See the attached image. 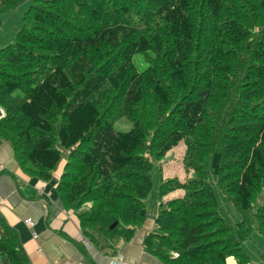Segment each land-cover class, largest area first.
Segmentation results:
<instances>
[{
	"label": "trees",
	"instance_id": "16d2710c",
	"mask_svg": "<svg viewBox=\"0 0 264 264\" xmlns=\"http://www.w3.org/2000/svg\"><path fill=\"white\" fill-rule=\"evenodd\" d=\"M26 1L0 0V28ZM27 2L0 47V137L22 171L50 181L66 153L59 197L113 255L148 217L152 161L183 141L195 177L161 184L143 251L164 264H250L242 242L264 237V0ZM122 117L133 126L115 131ZM209 174L236 224L220 216ZM0 223L6 264H30Z\"/></svg>",
	"mask_w": 264,
	"mask_h": 264
},
{
	"label": "crops",
	"instance_id": "0c3cea01",
	"mask_svg": "<svg viewBox=\"0 0 264 264\" xmlns=\"http://www.w3.org/2000/svg\"><path fill=\"white\" fill-rule=\"evenodd\" d=\"M19 20L14 22L10 31L18 30ZM12 38L1 34L0 47ZM0 111L3 115L1 107ZM65 154L53 171L52 179L43 182L22 171L11 145L0 137V219L16 231L29 263L164 264L142 248L144 237L155 230L154 218L158 208L147 217L136 235L113 255L99 252L86 241L74 211L64 207L56 189L66 162ZM168 199L164 197V201ZM5 237V228L0 223V241ZM241 246L248 253L250 264H264V237L242 242ZM5 261L0 255V264H6ZM226 264L237 262L228 257Z\"/></svg>",
	"mask_w": 264,
	"mask_h": 264
},
{
	"label": "rangeland",
	"instance_id": "374dc122",
	"mask_svg": "<svg viewBox=\"0 0 264 264\" xmlns=\"http://www.w3.org/2000/svg\"><path fill=\"white\" fill-rule=\"evenodd\" d=\"M28 1V0H27ZM21 3L15 10L9 11L2 15L1 22L2 28L1 34H8L9 37L15 35L16 31H10L11 26L15 21L18 23V18L21 17L23 11L27 9L28 2ZM22 18L19 20V27L21 26ZM4 32V33H3ZM132 61L135 67L138 70L143 69L147 62L145 61L142 54H134L132 57ZM133 122L125 117L117 119L113 124V129L115 131H128L132 128ZM58 148H61L58 145ZM185 151V145L183 141L178 142L177 145L172 147L166 154L159 160L152 161V169L150 171L151 181H152V189L146 198V207L148 216L153 215L158 208L159 203V191L161 189V184L169 179L176 178L179 181H183L185 179H191L195 177V173L191 168H186L183 162ZM64 157V154L62 158ZM65 166V163H64ZM63 166V169H64ZM208 182L211 187L212 193L214 195V201L217 204L218 212L220 216L230 225H234L241 219L240 212L236 209L234 203L231 198L228 197L227 194L222 192L216 185L215 177L212 174L208 175ZM182 193L181 190H174L167 193L165 198H173ZM164 199V198H163ZM263 238L257 232H253L249 239L244 240L243 243L248 242L249 240H255V238ZM248 255V253L245 251ZM249 257V255H248ZM253 260L252 256H250ZM250 259V258H249ZM254 261V260H253Z\"/></svg>",
	"mask_w": 264,
	"mask_h": 264
},
{
	"label": "built area",
	"instance_id": "2783aa9c",
	"mask_svg": "<svg viewBox=\"0 0 264 264\" xmlns=\"http://www.w3.org/2000/svg\"><path fill=\"white\" fill-rule=\"evenodd\" d=\"M27 222H30V219H28Z\"/></svg>",
	"mask_w": 264,
	"mask_h": 264
},
{
	"label": "water",
	"instance_id": "95a60500",
	"mask_svg": "<svg viewBox=\"0 0 264 264\" xmlns=\"http://www.w3.org/2000/svg\"><path fill=\"white\" fill-rule=\"evenodd\" d=\"M0 116H2L1 111H0Z\"/></svg>",
	"mask_w": 264,
	"mask_h": 264
}]
</instances>
